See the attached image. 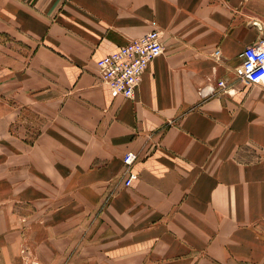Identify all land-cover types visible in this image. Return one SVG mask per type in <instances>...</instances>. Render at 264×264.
I'll use <instances>...</instances> for the list:
<instances>
[{
    "label": "crops",
    "instance_id": "crops-1",
    "mask_svg": "<svg viewBox=\"0 0 264 264\" xmlns=\"http://www.w3.org/2000/svg\"><path fill=\"white\" fill-rule=\"evenodd\" d=\"M153 29L112 97L96 61ZM261 39L264 0H0V264H264Z\"/></svg>",
    "mask_w": 264,
    "mask_h": 264
},
{
    "label": "built area",
    "instance_id": "built-area-1",
    "mask_svg": "<svg viewBox=\"0 0 264 264\" xmlns=\"http://www.w3.org/2000/svg\"><path fill=\"white\" fill-rule=\"evenodd\" d=\"M163 48L160 31L153 29L99 58L96 66L110 95L131 98L149 62L160 56ZM240 57L241 62L235 68L236 75L244 82L264 89V39L246 46ZM217 86L223 88L224 80H219ZM135 158L136 154L129 151L123 159L128 173L124 180L126 186L137 178V173L129 169Z\"/></svg>",
    "mask_w": 264,
    "mask_h": 264
}]
</instances>
